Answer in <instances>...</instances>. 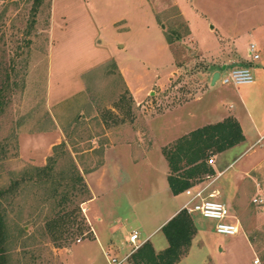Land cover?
<instances>
[{
  "label": "rangeland",
  "instance_id": "rangeland-1",
  "mask_svg": "<svg viewBox=\"0 0 264 264\" xmlns=\"http://www.w3.org/2000/svg\"><path fill=\"white\" fill-rule=\"evenodd\" d=\"M86 1L91 20L103 28L95 40L97 46L115 56L99 63L95 62L103 57L90 45V31L83 27L81 11L74 5L66 9L67 26L62 31L55 27L51 37V0H0V208L7 227L4 264H108L106 253L89 240L92 230L84 210L90 197L86 178L104 163V150L110 142L107 135L169 139L174 136L168 135L171 127L166 125L168 129L160 131L163 121L152 117L157 109L171 111L200 87L201 101L189 105V109L198 108V115L187 122L217 118L215 104L234 105L230 93L236 90L230 84L216 81L212 85L208 80L197 87L206 65L196 42L212 47L215 32L207 28V21L218 27L223 22L251 24L257 21L256 15L264 19V0ZM65 5L57 1L59 12L65 11ZM119 17L126 20L117 25L121 29L110 27L108 22ZM75 27L80 29L78 34ZM112 33L117 35L115 39ZM219 72L225 73L220 68ZM75 74L81 89L70 93ZM59 85L63 86V99L49 100L50 87L54 95ZM251 85H238L239 91L250 94ZM146 109L151 113L147 121L143 116ZM258 137L247 135L246 142L222 154H211V165L220 173L195 183L206 188L204 194L214 192L212 198L226 204L233 220L239 221L240 231L217 233L214 221L203 217L205 225H199L190 251L176 264H255L257 258V264H264V202L253 201H264V136L256 140ZM100 174L103 187L97 188L104 192L115 173L95 171L89 181L97 185ZM141 174L140 169L129 171L118 180L131 177L137 184L144 179ZM149 189L133 188L131 197L139 199ZM119 191V187L106 191L115 207L108 198L99 201L113 215L120 210L118 203L123 207L128 201ZM187 197L181 194L174 201L180 203ZM128 213L126 209L124 214ZM157 237L164 238L162 234Z\"/></svg>",
  "mask_w": 264,
  "mask_h": 264
},
{
  "label": "crops",
  "instance_id": "crops-1",
  "mask_svg": "<svg viewBox=\"0 0 264 264\" xmlns=\"http://www.w3.org/2000/svg\"><path fill=\"white\" fill-rule=\"evenodd\" d=\"M57 1L59 0H51V37L53 36L52 30H54L55 27L62 31L67 26L69 13L66 9L71 8L74 5L81 11L80 16L83 20V27L90 31V45L95 52L103 57L95 63L115 57L113 52L97 46L95 40L99 38L101 32H103V28L101 27L100 22H97L96 20L95 23V21L93 22V20H91L86 0H62L66 5L63 6L65 11L61 12L58 10ZM57 12L60 13L58 19L56 16ZM77 17H79V14ZM255 17H257V21L251 24L242 22L227 24L223 22V24L219 23L218 27L210 21H207V28L212 32H215V41H213L212 47L207 48L203 44H199V41L196 42L202 58L205 59L206 65L199 73L200 78L197 80V87L204 84L206 80L212 84V76L214 72H219V68L225 71L233 67L246 66L249 67L253 73V82L250 83L252 84L251 90L253 92L250 94L246 92L241 93L239 91V86L232 85L233 89L236 90L235 93H230L231 98L235 101L234 105L228 106L226 103L218 102L214 106L215 111H218H216L217 118H205L197 123L196 121H193L192 123L187 122L188 118L191 119L198 115V108L194 107L189 109V105L201 101L202 87H200L199 92L193 91L192 96L188 97L186 101L173 105L169 112L157 109L155 116L152 118H154V121L156 120L158 122L161 120L165 123L164 125L162 122L160 131L165 130L167 126H170V129L172 130L168 135H174L170 136L169 139L167 138L165 141L157 140L156 135H107L110 142L104 150V163L101 167L91 170L86 178L90 197L84 202V210L92 230V236L89 240L97 244L106 253L108 264L110 260L108 257L117 258L119 255V260H122L130 252L131 244L127 239L133 232L138 233V237L141 241H149L156 252L163 250L168 245L161 227L184 207L188 197L180 203L174 201L176 200L175 197L185 194V192L173 194L169 187L167 175L170 169L163 154V148L165 146L171 145L177 138L188 134L196 128L221 121L228 116L235 117L241 126L245 137L241 143L247 141V135H259L256 140L264 136V19L257 15ZM121 18L122 17L111 19L110 22H108L109 26L118 28L117 25H119V23L126 21L125 18ZM127 28H130L129 25ZM74 29L75 34H78L80 29L78 27H75ZM76 30L78 31L77 33ZM190 34L193 41H195L191 29ZM112 36V39L117 37V35L115 36V33H112L111 37ZM104 37L109 41L106 35ZM101 41L102 39L98 40V42ZM250 43H255L257 45V53L259 54V57L256 59L249 55L248 47ZM121 44L122 43L119 42L117 43L119 47H122ZM79 72L80 71L76 74L78 75ZM76 74L73 76L75 80L70 93L77 92L81 89L78 79L76 80ZM160 75L165 74L161 73ZM123 76H125V74H123ZM62 92L63 86L59 85L53 95L50 87L49 100L52 98L62 100L64 97ZM188 94H190V92ZM250 104L251 107L249 106ZM144 107H147V105ZM150 114L151 113L148 112V109H146L145 114L143 112L146 121L149 119L147 117L150 116ZM182 116L187 118L184 119ZM153 128L155 129L154 125ZM173 128L177 130H174ZM230 148L218 154H222ZM139 169L142 171L141 176L144 178L143 180H140L139 183L133 184L131 177L127 181L118 180L122 173H129V171L136 172ZM213 169L215 172L220 173V170L215 169L214 167ZM107 170L115 173L113 179L108 181L106 185L107 189L109 187L113 189L119 187V193L121 196L123 195L128 200L123 207H121L122 203H118L117 208L120 210L115 212L114 215L112 212H109L110 210L107 206H103V202H99L108 198L114 207L116 204L115 201L112 200L111 202V199H109L110 192H106L107 189L102 192L97 188V186L99 188L103 187L101 174L98 178L97 185L92 184L88 179V176L95 171L104 174ZM151 174H153V176ZM148 176H152L151 182L147 181ZM146 187H150L149 192L145 191L146 193L140 196L139 199L131 197L133 188L144 190ZM261 200L263 203L264 201L262 198ZM126 209H128L129 215L124 214ZM191 216L197 229L191 241L192 245L193 240L199 234V225H202L203 227L205 222L199 213L192 212ZM158 234H162L164 238L157 237ZM83 240L84 239H81L78 243H81ZM129 257L122 260V262L131 264L128 259Z\"/></svg>",
  "mask_w": 264,
  "mask_h": 264
},
{
  "label": "trees",
  "instance_id": "trees-1",
  "mask_svg": "<svg viewBox=\"0 0 264 264\" xmlns=\"http://www.w3.org/2000/svg\"><path fill=\"white\" fill-rule=\"evenodd\" d=\"M244 139L239 122L235 117L228 116L221 121L196 128L164 147L163 154L170 169L167 180L172 193H182L195 185L197 180L214 175L212 165L207 162L209 156L233 147ZM44 168L46 166L42 169ZM77 180L83 183L82 189L87 191L83 177L78 175ZM161 230L168 245L156 252L152 244L145 241L130 255L131 264H176L188 253L197 229L191 213L182 208L162 225ZM6 237L5 216L0 208V264H4L3 247Z\"/></svg>",
  "mask_w": 264,
  "mask_h": 264
},
{
  "label": "built area",
  "instance_id": "built-area-1",
  "mask_svg": "<svg viewBox=\"0 0 264 264\" xmlns=\"http://www.w3.org/2000/svg\"><path fill=\"white\" fill-rule=\"evenodd\" d=\"M248 52L254 59L259 57L257 53V45L255 43H250L248 47ZM216 81L222 84H230L234 86L250 84L253 82V73L249 67L240 66L233 67L225 70V73L221 75ZM207 162L209 164L213 163V158L210 157ZM213 176V175H211ZM207 175L206 177H211ZM205 187H197L193 185L187 188L184 192L188 196V200L184 204V207L189 213L196 212L199 213L204 218H210L214 221V229L217 233L234 235L240 230V223L238 220H233V216L230 214L228 207L224 202L216 198H212L214 192L204 194ZM255 203L262 202L261 199L253 198ZM127 241L132 245L130 252L122 259L129 257L138 247H140L144 242L138 237L137 232H133L129 235ZM122 260H118L115 257L110 258L109 264H120ZM255 264L259 262L258 258L253 261Z\"/></svg>",
  "mask_w": 264,
  "mask_h": 264
},
{
  "label": "water",
  "instance_id": "water-1",
  "mask_svg": "<svg viewBox=\"0 0 264 264\" xmlns=\"http://www.w3.org/2000/svg\"><path fill=\"white\" fill-rule=\"evenodd\" d=\"M218 77H219V72L218 71L214 72V74L212 76V84H214L216 82Z\"/></svg>",
  "mask_w": 264,
  "mask_h": 264
}]
</instances>
